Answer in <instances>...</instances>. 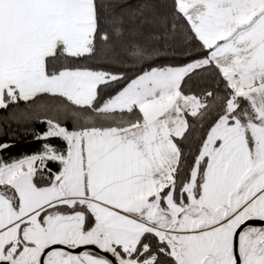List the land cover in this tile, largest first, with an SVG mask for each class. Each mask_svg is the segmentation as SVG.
Masks as SVG:
<instances>
[{
  "label": "snow or ice",
  "instance_id": "6c2138e0",
  "mask_svg": "<svg viewBox=\"0 0 264 264\" xmlns=\"http://www.w3.org/2000/svg\"><path fill=\"white\" fill-rule=\"evenodd\" d=\"M0 110V264H264V0H0Z\"/></svg>",
  "mask_w": 264,
  "mask_h": 264
},
{
  "label": "trees",
  "instance_id": "16d2710c",
  "mask_svg": "<svg viewBox=\"0 0 264 264\" xmlns=\"http://www.w3.org/2000/svg\"><path fill=\"white\" fill-rule=\"evenodd\" d=\"M130 3H135L136 0H129ZM8 114L0 110V129H5L8 127L5 117ZM12 127L15 128L16 124L15 122L12 123ZM36 128L42 127L40 124L35 125ZM0 139H3V137H0ZM37 145L35 143H32L30 140H25L21 143H18L13 149H11L12 152L14 153H20V152H28L36 148Z\"/></svg>",
  "mask_w": 264,
  "mask_h": 264
}]
</instances>
